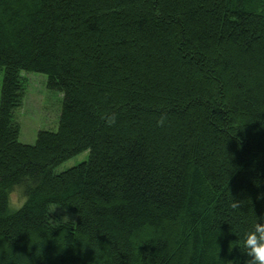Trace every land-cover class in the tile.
<instances>
[{
    "label": "trees",
    "instance_id": "obj_1",
    "mask_svg": "<svg viewBox=\"0 0 264 264\" xmlns=\"http://www.w3.org/2000/svg\"><path fill=\"white\" fill-rule=\"evenodd\" d=\"M0 71V264H247L264 0H0ZM28 71L62 94L34 143L15 117Z\"/></svg>",
    "mask_w": 264,
    "mask_h": 264
},
{
    "label": "rangeland",
    "instance_id": "obj_2",
    "mask_svg": "<svg viewBox=\"0 0 264 264\" xmlns=\"http://www.w3.org/2000/svg\"><path fill=\"white\" fill-rule=\"evenodd\" d=\"M3 73L0 71V93ZM25 93L21 106L16 110L15 117L20 125V140L25 143H34L38 132L42 129L57 130L61 112L62 94L47 89V76L45 74L28 71L22 72ZM1 95V94H0ZM88 153L75 156L63 163L57 170L63 171L76 165L87 157ZM23 199L19 200V205ZM54 212L64 219L74 216L55 208Z\"/></svg>",
    "mask_w": 264,
    "mask_h": 264
},
{
    "label": "clouds",
    "instance_id": "obj_3",
    "mask_svg": "<svg viewBox=\"0 0 264 264\" xmlns=\"http://www.w3.org/2000/svg\"><path fill=\"white\" fill-rule=\"evenodd\" d=\"M115 116H109L106 118L108 125L115 123ZM27 199L24 195L23 186L17 185L13 188L10 196V206L15 209L19 207V200ZM57 204H50L49 212L54 211ZM232 209H238V202L232 201L230 203ZM68 217L65 216L63 221L68 222ZM55 221L51 220L55 227ZM240 247L245 250L246 255L250 258L247 264H264V223L256 222L253 226L244 232L243 239L238 243Z\"/></svg>",
    "mask_w": 264,
    "mask_h": 264
}]
</instances>
